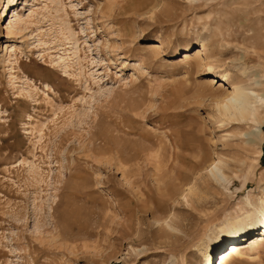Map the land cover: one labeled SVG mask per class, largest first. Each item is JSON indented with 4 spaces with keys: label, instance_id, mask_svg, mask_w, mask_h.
I'll use <instances>...</instances> for the list:
<instances>
[{
    "label": "rangeland",
    "instance_id": "obj_1",
    "mask_svg": "<svg viewBox=\"0 0 264 264\" xmlns=\"http://www.w3.org/2000/svg\"><path fill=\"white\" fill-rule=\"evenodd\" d=\"M262 10L0 0V264H264Z\"/></svg>",
    "mask_w": 264,
    "mask_h": 264
},
{
    "label": "bare ground",
    "instance_id": "obj_2",
    "mask_svg": "<svg viewBox=\"0 0 264 264\" xmlns=\"http://www.w3.org/2000/svg\"><path fill=\"white\" fill-rule=\"evenodd\" d=\"M255 2H257L256 7L253 6V3H255ZM248 4L252 7V10H254L256 12L263 11L262 6L264 5V0H248ZM200 43H201V47L203 49H205L204 41L200 40ZM6 50L9 53L15 52V46L13 44H8V45H6ZM74 54H76V50L74 51ZM199 55L200 54L197 52H193V53L192 52H184L183 53V59L198 58V57H200ZM58 57L61 60H65V58L61 55ZM218 98L219 99H218L217 103L215 101L216 108L218 109L219 113L222 116H224L225 118H227L228 120H238V119L242 120V119H247V118L254 120V118L256 116L255 113L257 110L256 104L260 100V98L252 90H247L241 86H234L230 92H228L226 94L224 93L223 95H220ZM224 165H225V163L222 161L221 157L218 156L217 158H214V160L210 161L207 164L206 171H207L208 175L211 178H213V180H220L221 178L224 177V173H223ZM174 185L175 184H173L172 186H174ZM192 190H193L192 186L187 187L188 192H191ZM255 223H256V221L254 220L252 222H249L248 224L250 225V227H253V225ZM226 234H227V232H226ZM224 263L225 262L221 261V260H219V262H218V264H224Z\"/></svg>",
    "mask_w": 264,
    "mask_h": 264
}]
</instances>
